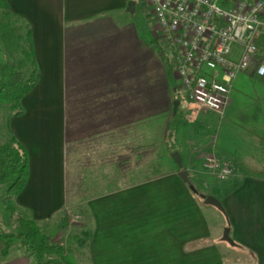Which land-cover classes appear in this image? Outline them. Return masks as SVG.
<instances>
[{
  "label": "crops",
  "instance_id": "obj_1",
  "mask_svg": "<svg viewBox=\"0 0 264 264\" xmlns=\"http://www.w3.org/2000/svg\"><path fill=\"white\" fill-rule=\"evenodd\" d=\"M7 2L19 34L30 32L39 71L21 100L22 113L9 120L29 161L28 180L16 197L20 214L45 223L58 215L66 220V209H74L82 221L71 233L86 248L88 264H226L217 231L224 226L235 243L229 247L243 253L231 264H264V119L244 108L236 87L241 74L264 75L255 68L240 73L217 122H226L223 131L235 125L254 150L225 151L226 179L216 180L203 167L205 157H215L203 144L211 121H201V114L210 111L189 101L191 113L172 131L191 183L224 208L225 216L211 212L210 222L206 204L181 180L178 167L151 175V120L163 121L153 142L165 157L179 82L162 62L161 46L155 54L144 26L131 17L138 0ZM0 55V62L8 59L1 48ZM0 264L36 263L25 252L7 253Z\"/></svg>",
  "mask_w": 264,
  "mask_h": 264
},
{
  "label": "built area",
  "instance_id": "obj_2",
  "mask_svg": "<svg viewBox=\"0 0 264 264\" xmlns=\"http://www.w3.org/2000/svg\"><path fill=\"white\" fill-rule=\"evenodd\" d=\"M161 44L173 55L174 76L196 110L222 116L236 77L257 64L264 0H147ZM203 167L226 179L229 164L213 156Z\"/></svg>",
  "mask_w": 264,
  "mask_h": 264
},
{
  "label": "rangeland",
  "instance_id": "obj_3",
  "mask_svg": "<svg viewBox=\"0 0 264 264\" xmlns=\"http://www.w3.org/2000/svg\"><path fill=\"white\" fill-rule=\"evenodd\" d=\"M131 17L132 18L134 17V21L136 24L139 23L138 22L139 20L140 23L138 25L142 27L144 26V30H143L144 35L147 39H149V42H151V45H150L152 48L151 50L155 54L157 53L156 52L157 47L161 46L162 53L164 56L162 57V62L164 61V64L166 65L167 64L166 59H167L169 62L171 71L174 72L173 55L171 53L170 48L158 42V38H157L158 30L156 28L155 20L153 16L151 15L150 7L147 3V0H138L136 14H134V16L131 15ZM3 59H4L3 55L2 56L0 55V60L2 61ZM168 75H170V73ZM237 82L238 83L236 87L241 91L240 94L245 96L243 97L244 108L246 109V106L252 107L251 111H252L253 117L254 118L262 117V119H264V80H261L257 76L244 73V74L239 75V77L237 78ZM176 100H178L180 103L177 106L178 111L176 113V116L172 117L173 119H171L170 123L167 125L169 126V129H168L169 135L166 137L167 139L165 140L164 143L167 144L168 146V149H167L168 152L165 154V157H163L162 154L156 151V147H154V142H153L154 139L158 138L159 131L162 130L161 126H162L163 121L161 117L151 120V127H152L151 175L164 174V173L168 174L170 171H175V172L178 171L176 164L174 163L173 165L171 163L173 162L171 159V154L174 151H177L179 149V144L175 140V137L173 136L172 131L174 127H176V121L184 120L185 122L186 116L190 114L191 111L187 109V105L190 102H189V99L185 96V93L181 87H179L176 93ZM238 113L239 112H237V114ZM11 115L12 113L7 105L0 106V142L2 143L9 140L13 135L10 125H9V120H10ZM181 115H183V117H181ZM201 116H202L201 121L203 122L211 121V124H209L211 125V128L205 131L207 132L206 142L203 144L205 146L213 148L214 155L217 159H220L221 161H225L224 160L226 159L224 158L225 151H229V152L231 151L232 153L234 152L235 149L237 150L238 149L239 150L248 149V150H251V152L254 151L252 149L253 145L252 146L250 145L252 144L251 141H247L248 139L246 140L243 137V133L239 131L235 125L229 123L230 125H228L229 127L225 131H223V128H224V123L226 122H224L223 125L220 127L217 126V122L219 120H220L219 122H221L224 116L218 117L212 112H209L208 114L202 113ZM235 117H236L235 119L237 120V116ZM219 128H221V130ZM202 129L205 130L204 127ZM161 141H162V137H161ZM71 159H73V157ZM162 161L167 164L169 162L171 164V167L169 165L163 167ZM215 178L216 180L220 181V179H218L216 176ZM2 192H3V187L0 186V232H14L16 225H17V222L15 221V216L21 215L20 207L17 205L16 199H15V203L18 206V208L14 211V214L8 212L1 203ZM199 200L200 202H203L202 199L199 198ZM203 206L206 210L205 217L210 222H213L211 221L213 219L211 217V214H212L211 212H215L217 215H219L220 214L219 212H221L213 205H203ZM64 213L66 216L65 217L66 220H64L63 216L60 217L61 215H58V216L52 217L49 221H46L45 223L44 221H36V220L35 222L38 224V226L41 227L40 229L42 233L52 237L53 239H55V235L57 233H59L58 234L59 237L61 236L65 237L64 238V242H65L64 248L66 250L65 258L70 264H88V256H87L86 248L83 247L81 244H79L78 237L75 235L77 233L75 234L71 233V232H75L74 230L78 228L77 226L82 221V218L71 207L66 209V212ZM221 213L224 215L223 212ZM24 217L32 218L30 216H24ZM66 222L68 223L67 228L64 227L66 225L65 224ZM226 227L227 226H224L222 229L220 228L217 229V231L221 233L220 238H222L223 230ZM67 234H69V236H67ZM56 241L60 243V241L58 240ZM218 242L220 244H223V246H225L224 249L226 251L224 252V255H225L226 264H231L230 259H232L233 257H238L243 254V253L238 252L235 248L229 247V245L231 244L226 241L222 240ZM25 252H26L25 249L20 244L16 243L8 249L7 253L13 256V255H17V254H21Z\"/></svg>",
  "mask_w": 264,
  "mask_h": 264
},
{
  "label": "trees",
  "instance_id": "obj_4",
  "mask_svg": "<svg viewBox=\"0 0 264 264\" xmlns=\"http://www.w3.org/2000/svg\"><path fill=\"white\" fill-rule=\"evenodd\" d=\"M256 45V61L260 64L264 61V29ZM0 48L8 57L6 61L0 62V106L7 105L13 115H19L23 111L21 100L35 86L39 71L30 32L27 30L24 35L19 34L7 0H0ZM157 51L160 52L159 49ZM166 61L165 66L174 73ZM168 129L169 126L166 137L169 135ZM28 163L26 149L13 135L6 142H0L1 203L13 214L18 208L15 199L28 180ZM15 221L17 225L14 232H0V257L7 255L8 249L18 243L36 264H70L65 258L64 246L42 233L35 220L16 215Z\"/></svg>",
  "mask_w": 264,
  "mask_h": 264
},
{
  "label": "water",
  "instance_id": "obj_5",
  "mask_svg": "<svg viewBox=\"0 0 264 264\" xmlns=\"http://www.w3.org/2000/svg\"><path fill=\"white\" fill-rule=\"evenodd\" d=\"M128 3L129 4H128V7H127V10L132 11V7L134 5L133 4L134 2L130 1ZM178 104H179V101L178 100H174V102H173V113H176V109H177ZM171 158L173 159V161L175 162V164L179 168V171H178L179 177L181 178V180L184 183L187 184L189 190L192 193H194L195 195H197L200 199H202L204 204L213 205L218 210H220L221 212L224 213V208H223L221 202L216 197H214L212 195H206V194L200 193L195 188V186L191 183V180H190L189 175H188V171L183 168L182 161H181V156H180L179 152L178 151H174L171 154ZM221 239L223 241H226V242L230 243L231 245H235L234 241L232 240V238L229 235V227L228 226L226 228H224Z\"/></svg>",
  "mask_w": 264,
  "mask_h": 264
}]
</instances>
